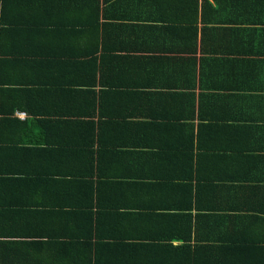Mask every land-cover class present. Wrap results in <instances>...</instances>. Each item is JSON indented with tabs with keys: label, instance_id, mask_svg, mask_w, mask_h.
Masks as SVG:
<instances>
[{
	"label": "crops",
	"instance_id": "0c3cea01",
	"mask_svg": "<svg viewBox=\"0 0 264 264\" xmlns=\"http://www.w3.org/2000/svg\"><path fill=\"white\" fill-rule=\"evenodd\" d=\"M9 1L0 264H264V0Z\"/></svg>",
	"mask_w": 264,
	"mask_h": 264
},
{
	"label": "trees",
	"instance_id": "16d2710c",
	"mask_svg": "<svg viewBox=\"0 0 264 264\" xmlns=\"http://www.w3.org/2000/svg\"><path fill=\"white\" fill-rule=\"evenodd\" d=\"M1 3H11L9 0H1ZM6 9H7V6H3V10H4V12L6 11ZM1 170V169H0ZM1 172L2 171H0V176H1ZM60 174H68V173H66V172H60ZM36 176V175H35ZM93 176H95L94 174H93ZM32 178H36V177H32Z\"/></svg>",
	"mask_w": 264,
	"mask_h": 264
}]
</instances>
